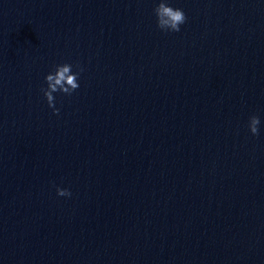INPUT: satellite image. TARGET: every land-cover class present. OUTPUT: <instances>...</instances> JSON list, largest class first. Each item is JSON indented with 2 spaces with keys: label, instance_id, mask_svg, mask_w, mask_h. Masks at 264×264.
<instances>
[{
  "label": "water",
  "instance_id": "obj_1",
  "mask_svg": "<svg viewBox=\"0 0 264 264\" xmlns=\"http://www.w3.org/2000/svg\"><path fill=\"white\" fill-rule=\"evenodd\" d=\"M159 2L0 0V264H264V0Z\"/></svg>",
  "mask_w": 264,
  "mask_h": 264
},
{
  "label": "clouds",
  "instance_id": "obj_2",
  "mask_svg": "<svg viewBox=\"0 0 264 264\" xmlns=\"http://www.w3.org/2000/svg\"><path fill=\"white\" fill-rule=\"evenodd\" d=\"M156 17V26L162 32H179L180 25L186 21L183 10L173 8L168 5L167 0H160L158 5L153 9ZM77 71L73 72V65H57L54 71L45 76L46 89L41 88L43 97L47 106L53 110V115H58L59 109L54 105L53 93L60 92L64 95H71L79 88L78 78L83 69L77 64ZM260 119L256 115L249 117L248 131L252 136L259 134ZM56 194L60 197H70L71 192L67 189L56 188Z\"/></svg>",
  "mask_w": 264,
  "mask_h": 264
}]
</instances>
